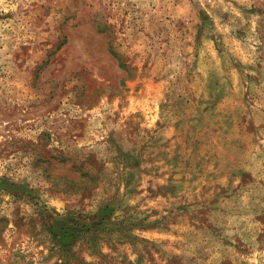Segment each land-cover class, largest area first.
<instances>
[{"label": "rangeland", "instance_id": "rangeland-1", "mask_svg": "<svg viewBox=\"0 0 264 264\" xmlns=\"http://www.w3.org/2000/svg\"><path fill=\"white\" fill-rule=\"evenodd\" d=\"M0 264H264V0H0Z\"/></svg>", "mask_w": 264, "mask_h": 264}]
</instances>
